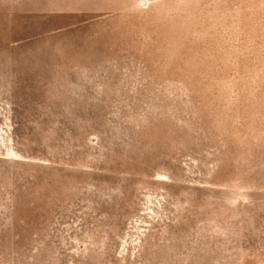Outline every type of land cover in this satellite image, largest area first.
Instances as JSON below:
<instances>
[{
  "label": "rangeland",
  "instance_id": "1",
  "mask_svg": "<svg viewBox=\"0 0 264 264\" xmlns=\"http://www.w3.org/2000/svg\"><path fill=\"white\" fill-rule=\"evenodd\" d=\"M0 264H264V0H0Z\"/></svg>",
  "mask_w": 264,
  "mask_h": 264
}]
</instances>
